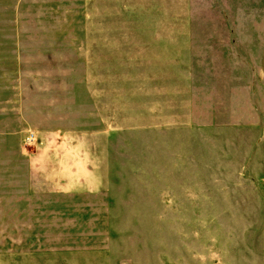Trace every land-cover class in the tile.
I'll return each mask as SVG.
<instances>
[{"label":"rangeland","instance_id":"obj_1","mask_svg":"<svg viewBox=\"0 0 264 264\" xmlns=\"http://www.w3.org/2000/svg\"><path fill=\"white\" fill-rule=\"evenodd\" d=\"M193 5L160 81L94 0H0V264H264V0Z\"/></svg>","mask_w":264,"mask_h":264},{"label":"crops","instance_id":"obj_2","mask_svg":"<svg viewBox=\"0 0 264 264\" xmlns=\"http://www.w3.org/2000/svg\"><path fill=\"white\" fill-rule=\"evenodd\" d=\"M167 1L94 0L95 33H100V43L103 40L105 48L127 46L143 50L142 59L149 66V73L160 81L167 71L176 74L177 80L190 74L195 31L193 0ZM115 31L118 36L114 39ZM115 40L117 45H113ZM59 253L68 262L77 256L76 252ZM32 254L25 252L21 256L33 259ZM38 255L44 260L50 254Z\"/></svg>","mask_w":264,"mask_h":264}]
</instances>
